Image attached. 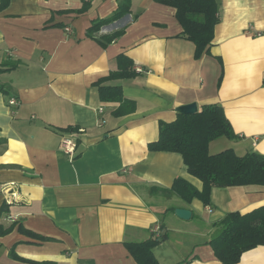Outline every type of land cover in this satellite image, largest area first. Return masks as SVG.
<instances>
[{
	"label": "crops",
	"instance_id": "crops-1",
	"mask_svg": "<svg viewBox=\"0 0 264 264\" xmlns=\"http://www.w3.org/2000/svg\"><path fill=\"white\" fill-rule=\"evenodd\" d=\"M118 2L0 0V224L12 226L0 234V264H138L126 242L165 231L154 249L161 264H223L207 243L213 224L264 204L258 184L214 187L209 205L157 192L177 177L199 190L203 182L181 153L148 147L161 122L195 102L222 105L237 135L214 140L210 152L264 154V0H217L220 21L200 58L178 36L176 9L157 0H133L103 26L100 34L124 29L104 47L88 30ZM120 54L137 75L105 84L120 85L136 110L116 117L120 103L101 100L96 82L118 69ZM68 127L80 130L74 158L61 148ZM237 264H264V244Z\"/></svg>",
	"mask_w": 264,
	"mask_h": 264
},
{
	"label": "trees",
	"instance_id": "trees-1",
	"mask_svg": "<svg viewBox=\"0 0 264 264\" xmlns=\"http://www.w3.org/2000/svg\"><path fill=\"white\" fill-rule=\"evenodd\" d=\"M133 0H119L117 9L106 18L92 20L88 34L96 38L104 47L123 34L124 29L112 33L100 34L103 26L113 23L131 11ZM176 9L183 31L178 35L192 41L196 46L194 56L210 54V46L214 30L220 21L217 0H157ZM5 4L0 5L5 6ZM88 7L87 1L79 11ZM118 69L109 76L96 82L101 100L117 101L120 103L113 115L121 117L136 110V102L123 95L120 85H107L106 81L130 78L137 75L134 61L125 54L118 57ZM0 90L5 89L0 86ZM157 140L148 144L149 150L170 151L181 153L188 172L203 182L199 190L185 178L177 177L171 188L157 187L155 190L166 196L177 195L186 202L197 198L205 205L211 204V194L214 187L258 184L264 185V154L250 152L238 154L233 148L218 152H210V144L218 139H235L237 136L228 120L222 105L206 104L194 114L177 113L172 122H161ZM78 128L68 127L66 131L76 132ZM2 209L0 210V217ZM164 227L161 225V229ZM12 229L0 224V234ZM25 233L33 234L21 227ZM36 236V235H35ZM45 240L43 236H37ZM168 239L167 232L159 235L152 234L148 239L138 242H126V247L138 264H161L154 253L155 247ZM213 249L215 257L223 264H237L243 253L256 246L264 244V204L249 211L230 212L213 224L212 235L207 242ZM22 261H32L17 254L13 255ZM33 262V261H32ZM36 264H48L34 262Z\"/></svg>",
	"mask_w": 264,
	"mask_h": 264
},
{
	"label": "built area",
	"instance_id": "built-area-1",
	"mask_svg": "<svg viewBox=\"0 0 264 264\" xmlns=\"http://www.w3.org/2000/svg\"><path fill=\"white\" fill-rule=\"evenodd\" d=\"M10 103L16 104L17 100L12 98ZM80 131V130H78ZM78 132H73L72 134L65 136L61 142V148L63 152L70 156V158H74L77 155V146H78Z\"/></svg>",
	"mask_w": 264,
	"mask_h": 264
},
{
	"label": "water",
	"instance_id": "water-1",
	"mask_svg": "<svg viewBox=\"0 0 264 264\" xmlns=\"http://www.w3.org/2000/svg\"><path fill=\"white\" fill-rule=\"evenodd\" d=\"M198 111L197 103H189L182 106H179L178 112H182L184 114H194ZM175 214L182 219H190L192 212L186 208H176Z\"/></svg>",
	"mask_w": 264,
	"mask_h": 264
},
{
	"label": "rangeland",
	"instance_id": "rangeland-1",
	"mask_svg": "<svg viewBox=\"0 0 264 264\" xmlns=\"http://www.w3.org/2000/svg\"><path fill=\"white\" fill-rule=\"evenodd\" d=\"M218 142H221V143H219V144H222V145H223V144H225V142H228V140H227V139H222V138H221L220 141H218ZM227 145H228V144H227ZM221 147H222V146H221ZM212 151H215V149H214V150L212 149Z\"/></svg>",
	"mask_w": 264,
	"mask_h": 264
}]
</instances>
